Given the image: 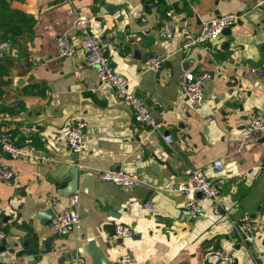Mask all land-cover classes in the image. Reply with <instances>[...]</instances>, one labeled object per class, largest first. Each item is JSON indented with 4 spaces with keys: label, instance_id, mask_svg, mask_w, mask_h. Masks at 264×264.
<instances>
[{
    "label": "crops",
    "instance_id": "0c3cea01",
    "mask_svg": "<svg viewBox=\"0 0 264 264\" xmlns=\"http://www.w3.org/2000/svg\"><path fill=\"white\" fill-rule=\"evenodd\" d=\"M34 19L16 37L0 78V133L9 132L29 157L11 158L0 149V259L5 264H56L76 259L92 264L83 251L92 240L109 264L129 253L136 264H223L209 253L223 249L235 264H264V135L246 137L251 115L264 114V0H10ZM70 7L90 16V31L107 47L111 66L129 80L153 117L137 121L94 69L83 64L82 51L59 57L56 38L75 40ZM233 13L236 21L215 40L180 50L211 18ZM168 20L171 39L159 35ZM15 52L12 54V52ZM164 57L158 71L143 70L152 55ZM184 71L205 73L200 105L185 102L179 79ZM211 72V76H209ZM81 122L85 148L71 151L62 128ZM172 137L171 142L163 138ZM221 159L224 171L211 163ZM78 168L75 180L72 169ZM136 174L140 183L120 187L101 181L104 169ZM201 168L220 185L223 210L194 198L201 214L184 210L186 195L172 185ZM74 180L77 190L63 192ZM78 195L74 205L69 203ZM144 202L151 204L145 208ZM77 212L79 227L52 234L38 212ZM252 217L253 241L237 245L233 221ZM116 223L133 234L117 238Z\"/></svg>",
    "mask_w": 264,
    "mask_h": 264
},
{
    "label": "built area",
    "instance_id": "2783aa9c",
    "mask_svg": "<svg viewBox=\"0 0 264 264\" xmlns=\"http://www.w3.org/2000/svg\"><path fill=\"white\" fill-rule=\"evenodd\" d=\"M70 2V0H68ZM69 14L74 17V29L76 39H72L68 34H61L56 38L55 44L59 57H71L78 49L82 51L83 64L90 69H94L101 83L108 84L116 93V97L122 103L128 104L135 119L141 123L150 124L153 117L143 99L137 96L129 87V80L123 74L117 72L110 64L107 47L101 43L98 37L90 31V16L70 7ZM237 19L233 13L221 14L204 22L195 35L188 36L180 46V50L187 52L193 45L204 44L207 41L217 39L224 29L230 27ZM159 35L165 39L173 37V29L168 20H164L159 27ZM7 43L0 45L1 50H7ZM15 53L14 51L12 54ZM14 55V54H13ZM164 57L160 54L150 56L143 64V70L158 71L162 66ZM207 79L205 73L195 74L192 71H184L179 79V86L185 102L192 106L201 104L204 98V83ZM83 124L74 122L65 125L61 130V136L65 140L69 149L80 152L85 148L82 135ZM245 135H264V114L251 115L245 125ZM166 142H171L169 134L163 136ZM0 149L11 158L29 157V150L22 145L15 143L12 135L5 131L0 133ZM211 168L219 174L224 171V163L221 159H215L211 163ZM188 180L172 185V190L187 196L183 208L191 218L198 217L202 212L201 205L194 198L200 194L212 201V210L215 215H220L223 210L220 200V185L214 179L209 178L201 168H191L187 171ZM12 172L4 167L0 168V180L9 181ZM98 178L101 181L112 183L120 187H132L140 183L139 177L134 173H129L121 169H104L99 171ZM78 200V195L73 194L69 198V203L74 205ZM145 208H151V204L144 202ZM236 231L237 245H249L255 235L253 219L250 215L244 214L237 221H233ZM79 227V217L76 211L67 208L56 214L55 218L49 222V229L52 234H66ZM114 234L117 238H127L133 234L131 226L124 223H116ZM5 233L0 229V242L4 239ZM214 255L223 264H235V257L226 250L216 249L209 253ZM0 264H5L0 259ZM56 264H79L76 259L64 260ZM114 264H136L133 256L129 253H122L116 257Z\"/></svg>",
    "mask_w": 264,
    "mask_h": 264
},
{
    "label": "trees",
    "instance_id": "16d2710c",
    "mask_svg": "<svg viewBox=\"0 0 264 264\" xmlns=\"http://www.w3.org/2000/svg\"><path fill=\"white\" fill-rule=\"evenodd\" d=\"M34 19L31 15L13 8L10 0H0V44H15L16 37L31 29ZM9 56L0 50V78L5 70L1 61H8Z\"/></svg>",
    "mask_w": 264,
    "mask_h": 264
},
{
    "label": "water",
    "instance_id": "95a60500",
    "mask_svg": "<svg viewBox=\"0 0 264 264\" xmlns=\"http://www.w3.org/2000/svg\"><path fill=\"white\" fill-rule=\"evenodd\" d=\"M209 76H211V72H209ZM78 154V152H75ZM72 175L75 180L78 178V168L72 169ZM74 180L72 183L69 184V187L66 191L63 193L65 195H68L69 193H74L77 190V185H74ZM200 195V194H197ZM56 216V213L53 211L52 208H47L45 210L38 212V218L42 220V223H46L48 221H51ZM83 251L90 255L92 259V264H109V262L105 259L103 256L101 250L95 246L94 242L92 240L87 241V243L83 246Z\"/></svg>",
    "mask_w": 264,
    "mask_h": 264
},
{
    "label": "rangeland",
    "instance_id": "374dc122",
    "mask_svg": "<svg viewBox=\"0 0 264 264\" xmlns=\"http://www.w3.org/2000/svg\"><path fill=\"white\" fill-rule=\"evenodd\" d=\"M3 43H6V42H3ZM1 44H2V43H1ZM1 44H0V45H1ZM7 44H8V47H10V44H9V43H7Z\"/></svg>",
    "mask_w": 264,
    "mask_h": 264
}]
</instances>
